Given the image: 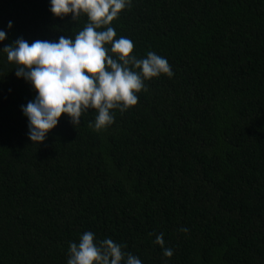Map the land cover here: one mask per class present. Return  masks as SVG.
I'll use <instances>...</instances> for the list:
<instances>
[{
  "label": "trees",
  "instance_id": "obj_1",
  "mask_svg": "<svg viewBox=\"0 0 264 264\" xmlns=\"http://www.w3.org/2000/svg\"><path fill=\"white\" fill-rule=\"evenodd\" d=\"M49 8L0 0V49L87 22ZM111 26L174 75L101 131L89 109L29 140L21 106L36 92L0 53V264H66L85 231L143 264H264V0H132ZM161 232L171 258L149 235Z\"/></svg>",
  "mask_w": 264,
  "mask_h": 264
},
{
  "label": "clouds",
  "instance_id": "obj_2",
  "mask_svg": "<svg viewBox=\"0 0 264 264\" xmlns=\"http://www.w3.org/2000/svg\"><path fill=\"white\" fill-rule=\"evenodd\" d=\"M49 5L54 17L71 15L78 22L85 16L87 22L74 36L31 43L18 38L0 49L16 65V77L30 83L36 92L21 106L33 143H43L62 114L78 127L89 109L94 110L89 127L106 129L115 122L117 110L123 113L138 103L137 94L147 91L146 81L174 75L165 57L150 51L138 58L132 54L134 44L128 37L115 38L112 22L131 7L132 0H49ZM12 27L9 21L7 28ZM6 38V31L0 29V43ZM179 231L187 233L188 229ZM149 235L155 236L154 243L163 248L165 257L173 256V249L164 247L162 232ZM125 248L110 237L99 239L94 232L85 231L78 242L68 245L66 264H143Z\"/></svg>",
  "mask_w": 264,
  "mask_h": 264
}]
</instances>
